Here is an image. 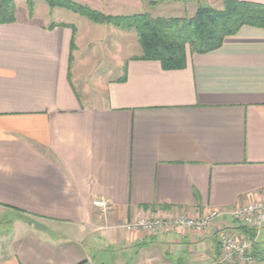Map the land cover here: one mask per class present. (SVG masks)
Instances as JSON below:
<instances>
[{"label": "crops", "instance_id": "1", "mask_svg": "<svg viewBox=\"0 0 264 264\" xmlns=\"http://www.w3.org/2000/svg\"><path fill=\"white\" fill-rule=\"evenodd\" d=\"M74 1L134 15L155 0ZM16 7L0 22V216L11 218L0 264H103L109 250L110 264H264L221 259V231L248 238L231 215L203 231L127 227L264 200V28L245 25L166 69L128 52L130 30L88 18L81 30ZM92 59L111 75L97 82L98 103L82 80Z\"/></svg>", "mask_w": 264, "mask_h": 264}, {"label": "trees", "instance_id": "2", "mask_svg": "<svg viewBox=\"0 0 264 264\" xmlns=\"http://www.w3.org/2000/svg\"><path fill=\"white\" fill-rule=\"evenodd\" d=\"M37 0H26L30 14ZM51 8L73 11L89 20L110 24L121 30H135L142 54L135 59L160 61L166 69L187 66V52L206 53L218 49L228 36L245 26L264 28V4L245 0H224L222 8L200 5L192 16L153 17L149 13L106 15L74 0H45ZM170 0L151 1L152 5ZM15 0H0V22L16 20ZM52 26H56L54 23ZM76 29L75 27H73ZM254 241L251 257L264 261V243L257 241V230L241 226Z\"/></svg>", "mask_w": 264, "mask_h": 264}, {"label": "rangeland", "instance_id": "3", "mask_svg": "<svg viewBox=\"0 0 264 264\" xmlns=\"http://www.w3.org/2000/svg\"><path fill=\"white\" fill-rule=\"evenodd\" d=\"M26 0H16L17 4H18V8L19 7H23L25 9V11H27V4L25 3ZM187 1H191L192 4H194V6H199L201 4H203V1L201 2V0H187ZM166 2H170V3H164V2H159L158 5H152L151 3L145 4V8L143 9L144 11L140 12V13H149L151 14L153 17H160V16H192L194 13H192L193 11L191 10V8H195L194 6H186L187 4L184 3H176L173 2V0L170 1H166ZM190 3V2H187ZM35 9H36V16H38L39 18H43L45 20H49V21H65V22H72V23H76L79 24L81 30H83V28L85 29V22H88L89 20L87 19V17L85 18V16H81L80 14H77L73 11L70 10H66L63 8H51L48 3L45 0H37L36 1V5H35ZM102 12V11H100ZM120 12V11H119ZM124 12V11H121ZM104 13V12H102ZM106 14V13H104ZM139 14V13H136ZM106 15H112V16H116L113 14H106ZM128 16V15H127ZM114 29V27L112 28ZM120 33V31H119ZM132 35V43H127L126 44V49L128 50V52L132 51L135 53H140L142 51L141 46L136 38V31L135 30H130L128 32V35ZM97 35H99L103 40V46H107L109 48V50L113 47V43L111 40V32H109L108 30L106 31H100L97 33ZM107 41V42H105ZM130 41V38H129ZM97 44V45H96ZM102 47V43L101 42H97L95 43V45H91L89 47H86V50L88 49H97V50H101ZM112 51V50H111ZM112 53V52H111ZM112 56V55H111ZM110 57V53L109 56L107 57L108 59H106L107 61H112L113 59H109ZM97 59H92L91 60V64L85 67L84 69V74H83V78L82 80L85 81V84H88L91 88V94H93V98H91V102L94 103H98L96 101V97L98 96L97 93H102V89H100L97 86V82L99 80H102L105 76H111V75H106L104 74V72L106 71V66L102 65H98L97 61H95ZM104 62V61H102ZM108 65V64H107ZM77 85H80L79 83ZM103 88V87H101ZM79 89H81V87L79 86ZM104 93V92H103ZM97 95V96H95ZM10 222H11V218L10 216L8 218H3L2 216H0V238L2 236V234L6 233L7 230L10 228ZM6 249H4L3 244H0V253L2 255L6 254L5 252ZM114 254L111 250L107 251L106 256L108 259H110V255ZM103 263V264H110V261Z\"/></svg>", "mask_w": 264, "mask_h": 264}, {"label": "built area", "instance_id": "4", "mask_svg": "<svg viewBox=\"0 0 264 264\" xmlns=\"http://www.w3.org/2000/svg\"><path fill=\"white\" fill-rule=\"evenodd\" d=\"M93 204L102 211L109 209V203L106 200H95ZM231 215L239 220L242 224L254 228L257 233L264 228V200L250 202L248 204L235 207L233 209H212L207 214L201 217H152L141 218L138 221L128 224L129 229H151V230H185L194 229L203 231L207 229L208 225L216 218ZM220 241L222 243L221 259L228 260L235 256L243 259L251 260V251L253 249L254 241L248 238H237L228 231L220 232Z\"/></svg>", "mask_w": 264, "mask_h": 264}]
</instances>
